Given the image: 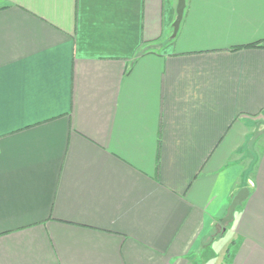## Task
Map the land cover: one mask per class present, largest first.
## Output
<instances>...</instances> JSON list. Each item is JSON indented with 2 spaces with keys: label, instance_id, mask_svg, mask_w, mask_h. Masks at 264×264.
<instances>
[{
  "label": "crops",
  "instance_id": "crops-1",
  "mask_svg": "<svg viewBox=\"0 0 264 264\" xmlns=\"http://www.w3.org/2000/svg\"><path fill=\"white\" fill-rule=\"evenodd\" d=\"M176 4L0 0V264H264V0Z\"/></svg>",
  "mask_w": 264,
  "mask_h": 264
},
{
  "label": "water",
  "instance_id": "water-1",
  "mask_svg": "<svg viewBox=\"0 0 264 264\" xmlns=\"http://www.w3.org/2000/svg\"><path fill=\"white\" fill-rule=\"evenodd\" d=\"M184 8H185V0H177L176 17L172 22V27H173L172 35H175L179 28V24L183 16ZM248 192L249 189L247 187H242L237 191V193L233 196L228 206L226 215L221 220L222 224H225L226 222L232 219L235 208L245 200V198L248 196Z\"/></svg>",
  "mask_w": 264,
  "mask_h": 264
},
{
  "label": "trees",
  "instance_id": "trees-1",
  "mask_svg": "<svg viewBox=\"0 0 264 264\" xmlns=\"http://www.w3.org/2000/svg\"><path fill=\"white\" fill-rule=\"evenodd\" d=\"M251 46H261V47H263L264 46V42H262V43H252Z\"/></svg>",
  "mask_w": 264,
  "mask_h": 264
}]
</instances>
